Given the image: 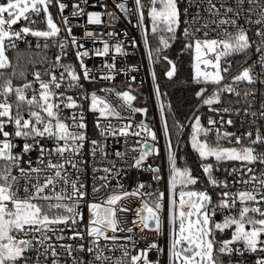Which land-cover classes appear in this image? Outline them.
Wrapping results in <instances>:
<instances>
[{
    "label": "snow or ice",
    "instance_id": "obj_1",
    "mask_svg": "<svg viewBox=\"0 0 264 264\" xmlns=\"http://www.w3.org/2000/svg\"><path fill=\"white\" fill-rule=\"evenodd\" d=\"M81 3L88 0L73 4L70 16L86 15L87 25L104 24L105 15L109 22L118 19L112 11L86 12ZM113 3L130 13L125 3ZM187 3L182 13L178 0H135L137 26L143 27L147 9L151 34L159 39L160 47L153 49L143 31L151 63L161 59L184 25L195 96L212 113L206 125L200 115L191 117L189 143L201 170L194 175L186 162L178 166L179 143L174 146L165 106L159 105L165 181L161 167L148 163L160 155L158 136L146 120L135 121L136 114L147 117L148 108L135 106L131 86L101 88L102 96L84 84L126 74L116 65V55H127L122 42L102 39L118 33L85 30L84 38L103 44L93 54L112 61L93 69L85 62L90 51L63 15L69 7L64 0L0 2V264H248L247 256L252 264H264V0ZM193 6L196 12L190 14ZM52 7L58 8L60 23ZM29 37L36 38L43 55L19 48V42L32 47ZM70 45L79 70L64 62ZM52 47L59 50L54 59L46 54ZM10 50L17 53L15 63ZM162 59L172 79L177 66L166 55ZM151 75L159 101L155 71ZM110 96L120 102L113 104ZM87 113L95 117L96 138L89 134ZM241 114L246 118L241 125L248 127L239 134L229 131L236 124L232 116ZM176 127L182 131L184 125ZM109 137H123L124 151L109 153ZM129 137L135 139L129 143ZM127 168L150 173L165 187L141 181L126 189L120 179Z\"/></svg>",
    "mask_w": 264,
    "mask_h": 264
},
{
    "label": "built area",
    "instance_id": "obj_2",
    "mask_svg": "<svg viewBox=\"0 0 264 264\" xmlns=\"http://www.w3.org/2000/svg\"><path fill=\"white\" fill-rule=\"evenodd\" d=\"M0 2H2V0H0ZM64 2L67 3L69 7L65 9L63 15L69 16L70 23L73 25V35L79 38V42L84 45V49L90 51L91 58L90 59L85 58V62L88 64L90 68L99 69L103 63L105 62L111 63L112 61L108 57H97L93 54L94 50L97 48H102L103 44L100 42L99 39L95 43H93L92 40L84 38L85 30L92 31L97 35H101L108 32L118 33V36L116 37H109L107 35H103L102 39L108 40L110 44L116 43L117 40L122 42L124 46V50L127 53V55L124 56L116 55V65L118 69L119 68L125 69L126 74L122 72L112 82L104 81L98 78L94 83H88L87 81H84V84L89 92L97 91L98 95H102V96L104 95V93L99 92L98 90L104 87L114 86L117 90L123 91V90H127L129 86H131V88L136 91L137 85L139 84L143 85L146 95V101H143V103H146L147 105L145 107L148 108V114L147 117H144L141 114H136L134 119L136 122H139L142 119L146 120V122L149 123L152 126V128L157 132V136H158L157 147L160 149V155L149 157L148 163L152 164L153 166L161 167L162 169L161 175L164 176L166 181L168 177V164L166 159V142L162 131L161 114L159 108L161 101L157 100L154 92V82L151 73L152 71L155 70L154 67L151 65V62L149 61L147 55V49L143 42V31L145 29L148 30V38H149L150 18L147 16V9H145V20L143 23V27H139L137 26V13H136L135 0H116V2L118 3H125L126 7L130 10V13L122 12L119 9L115 8L113 0H88L87 4L81 3V7L84 8L86 12L104 13L106 11H112L115 12L118 19L109 22L108 17L105 15L102 17V19L105 21L104 24L87 25L86 15L81 17L70 16V13L72 11V5L80 2V0H64ZM142 3L148 4V0H142ZM179 4L181 5L182 13L184 8L189 7L187 0H179L178 6ZM105 5L107 6V8L104 7ZM50 11L53 13V17L56 20V22L60 23L61 17L59 15L58 8L52 7L50 8ZM189 12L190 14H194L196 12V8L194 6L190 7ZM182 17L183 20L190 18V17H185L183 15ZM39 27L43 28L44 25L41 24L39 25ZM66 37H67V33L62 31L60 34V38L64 39ZM28 39L31 41V45L34 46L36 45V38L29 37ZM40 43L43 44V41H40ZM25 45L27 44L23 42H19V48ZM84 49H81V51H83ZM75 50L76 49L73 48L71 45L69 46V53L68 56L64 58V62L72 63L76 65L77 69L79 70V62L76 60ZM58 51H59L58 48L52 47L46 51V54L49 58L54 59ZM236 59H240V58L237 57ZM252 59L254 60L256 59V57L252 56ZM192 60H193V53H192ZM133 68H135V71L131 70ZM96 74L99 76V73ZM133 77H135L134 80L132 79ZM155 83L157 84V81H155ZM109 100L113 104H118L120 102L115 96H110ZM134 104L137 107H142L141 105H138L137 100L134 102ZM205 107L206 106H203L202 108ZM257 107H259L258 103H257ZM209 115H212V113L209 112L207 109V115L205 120L202 122L203 124L206 125L207 117ZM227 118L228 117L225 116V119ZM94 119L95 117L92 113H87V120L89 123V134L92 138H96L97 136L96 130L93 125ZM232 119L236 121V124L235 126L228 128L229 131H235L238 132L239 134V132L244 131L245 128L248 127L247 123H245L243 126L240 123L241 120L246 119L243 116V114H241V116L234 115L232 116ZM103 123H107V121H103ZM112 123L116 124L117 121L112 120ZM128 139H129V143H131L135 138L129 137ZM211 139H214V137H211ZM106 145H107L106 150L109 153H113L116 150L124 151L125 149L123 137H109L108 140L106 141ZM85 151H87V147ZM111 158L115 159L114 156ZM129 163H131V161H129ZM217 175L221 176V178L223 177V173H217ZM88 181H89V185H91L92 180H91L90 168H89ZM141 181L152 183L154 188L159 187L161 190H163V188L165 187L164 182H161L160 185H156L155 182L151 180L150 173L137 171L133 168H127L125 170V174L120 179V182L125 186L126 189L129 190H131L133 187H135V185L138 182ZM112 183L114 184L116 183V181H113ZM232 190L235 191V188ZM138 203L139 202H137V206ZM217 218L220 219L221 217H217ZM166 237H167V232L165 233V236L161 238L160 240L161 244L165 243ZM143 244L144 242L141 241V246H143ZM153 258H155L154 254H153ZM245 259L248 261V264H252L254 260L252 256H247Z\"/></svg>",
    "mask_w": 264,
    "mask_h": 264
},
{
    "label": "trees",
    "instance_id": "obj_3",
    "mask_svg": "<svg viewBox=\"0 0 264 264\" xmlns=\"http://www.w3.org/2000/svg\"><path fill=\"white\" fill-rule=\"evenodd\" d=\"M179 2V0H178ZM181 9V5L178 6ZM182 12V10H181ZM183 20V17H181ZM183 24L181 25V29ZM151 21L149 25V44L151 48L155 49L160 47L158 36H153L151 34ZM181 29L177 30L178 39L171 41V47L165 49L161 53V59L158 62L154 63V70L156 73V81L160 87V93L162 97V104L165 106V117L168 120L170 130H171V139L175 145L179 143V149L177 151L178 157V166H187L193 169L194 175H199L201 170L199 169V161L197 154L191 149L189 140L191 133V117L195 111V107L199 104L195 96V92L198 90V86L192 82V52L183 50L184 39L181 34ZM159 35H164L167 37V33H160ZM23 52L31 53H41L44 54V50L37 49L34 45L29 49L28 45H25L20 48ZM16 51L11 50L8 52L9 58L15 63ZM167 56L171 59L177 66V75L174 79L169 80L166 78L165 72L169 69L167 61L163 60V56ZM40 65H37L39 68ZM31 67H29V72H31ZM31 79V75H29ZM132 89V88H131ZM141 89V88H140ZM211 90V88L209 89ZM133 94L137 96L138 105L142 107L147 106L146 103H143L141 99L139 101V95L134 89H132ZM146 101V100H144ZM171 106L170 110L168 106ZM198 114L201 116L202 122L205 120L207 115V107L202 108L198 111ZM176 122L184 125L182 131L178 130L176 127ZM196 187H202V185H197ZM230 233L226 235L225 238H228Z\"/></svg>",
    "mask_w": 264,
    "mask_h": 264
},
{
    "label": "rangeland",
    "instance_id": "obj_4",
    "mask_svg": "<svg viewBox=\"0 0 264 264\" xmlns=\"http://www.w3.org/2000/svg\"><path fill=\"white\" fill-rule=\"evenodd\" d=\"M151 65L154 67V63H151ZM136 88H137L136 93L139 95V101H140L141 99H142L143 101L146 100V95H145V90H144V88H143V85L139 84V85L136 86ZM140 88H141V90H140ZM159 101H161V103H163V102H162V97H161V95H160V99H159ZM197 109H198V111H200V110L202 109V107L200 106V104H198V105L195 107V111H194L193 115H194V114H195V115H199ZM193 115H192V116H193Z\"/></svg>",
    "mask_w": 264,
    "mask_h": 264
},
{
    "label": "water",
    "instance_id": "obj_5",
    "mask_svg": "<svg viewBox=\"0 0 264 264\" xmlns=\"http://www.w3.org/2000/svg\"><path fill=\"white\" fill-rule=\"evenodd\" d=\"M176 75H177V71H176V74H175V76L172 78V79H174L175 77H176ZM166 78H167V76H166ZM168 79V78H167ZM172 79H169V80H172ZM135 102V101H134Z\"/></svg>",
    "mask_w": 264,
    "mask_h": 264
}]
</instances>
